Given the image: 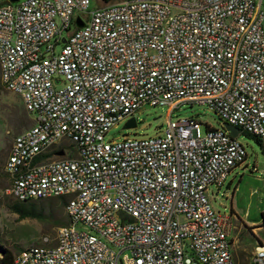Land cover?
Here are the masks:
<instances>
[{
	"label": "built area",
	"instance_id": "built-area-1",
	"mask_svg": "<svg viewBox=\"0 0 264 264\" xmlns=\"http://www.w3.org/2000/svg\"><path fill=\"white\" fill-rule=\"evenodd\" d=\"M263 22L262 0H0V86L32 116L11 137L4 191L62 198L67 222L11 264H233L231 218L205 193L243 163L238 142L189 118L103 135L142 107L196 103L264 147Z\"/></svg>",
	"mask_w": 264,
	"mask_h": 264
},
{
	"label": "rangeland",
	"instance_id": "rangeland-1",
	"mask_svg": "<svg viewBox=\"0 0 264 264\" xmlns=\"http://www.w3.org/2000/svg\"><path fill=\"white\" fill-rule=\"evenodd\" d=\"M90 5L98 7V0H89ZM264 11V0H262ZM73 27H70L72 30ZM264 30V22H263ZM166 117L169 120L189 118L197 121L200 133L203 125L213 129H219L221 122L209 112L204 105L196 103L179 104L174 109L142 107L132 115L135 127L131 131L120 130L121 124L109 128L103 135L104 141L118 140L121 135L133 138L150 137L159 132L165 124ZM31 115L23 113L17 97L0 89V247L15 254L16 251L29 246L38 245L43 238L51 243L54 228L50 225L41 226L29 220H17L5 208L6 201L12 199L5 194L6 180L2 173V165L7 155L11 137L31 125ZM245 153V159L240 167L234 168L224 179L221 186L216 190L209 187L211 192L208 197L210 208L217 212L227 213L230 209L233 216L247 225L259 224L264 220V147L252 137L240 132L234 137ZM64 155H69L71 149L66 143H60ZM52 210L57 211V202L45 200ZM243 224L242 233L238 237L239 245L248 246L257 238H262L260 233H251L250 229ZM239 222H235L238 227ZM264 234V223L261 225Z\"/></svg>",
	"mask_w": 264,
	"mask_h": 264
},
{
	"label": "trees",
	"instance_id": "trees-1",
	"mask_svg": "<svg viewBox=\"0 0 264 264\" xmlns=\"http://www.w3.org/2000/svg\"><path fill=\"white\" fill-rule=\"evenodd\" d=\"M112 1H117V0H98V2L101 4H106ZM0 89L3 90L1 86H0ZM203 128H205V126H203ZM244 134L249 137H252L253 139L259 142V140L256 137L248 135L246 133ZM45 200H54L57 202V211L55 212V215H54V211L52 210L51 206L48 205V203L44 202ZM45 200L22 201V202H17V201L12 200V201H6L4 206L6 210L9 213L13 214L15 218L19 221L29 220L41 226H45V225L52 226L54 228L53 233H52V237H53L55 229L67 223L63 215V211H62L64 201L62 198H59V197L45 199ZM52 237L50 239H52ZM47 245H51V243H48ZM13 255L14 254H12L10 251L0 247V264H11Z\"/></svg>",
	"mask_w": 264,
	"mask_h": 264
},
{
	"label": "crops",
	"instance_id": "crops-1",
	"mask_svg": "<svg viewBox=\"0 0 264 264\" xmlns=\"http://www.w3.org/2000/svg\"><path fill=\"white\" fill-rule=\"evenodd\" d=\"M240 166H236V167H240ZM215 189L217 190L218 188H215ZM205 194H206V200L208 202V197H211L212 194L208 190H206ZM227 214L231 218V230L227 236V240H228V244H229V254H230L231 261L233 264H249L250 255H251L253 249L260 244H264V234L262 231L263 228L261 227V225L264 223V220H262L261 225L252 224V225L246 226L244 223H242L241 221H239L238 219H236L233 216L230 209L227 211ZM235 222H239V225H236L238 227H235ZM243 224L247 228L250 229L251 233H260L261 232L262 238H260V239L257 238V240H255L253 242V244H250L248 246H245L244 244L239 245L238 237L242 233Z\"/></svg>",
	"mask_w": 264,
	"mask_h": 264
},
{
	"label": "water",
	"instance_id": "water-1",
	"mask_svg": "<svg viewBox=\"0 0 264 264\" xmlns=\"http://www.w3.org/2000/svg\"><path fill=\"white\" fill-rule=\"evenodd\" d=\"M9 2H13L14 0H8ZM72 26L74 28H80L81 27V23L78 19H74L73 22H72ZM135 127V124H134V120L133 118H128L127 120H125L124 122L121 123V126H120V130H124V131H128V130H132L134 129ZM220 128L227 134V136L231 139H234V137L236 135H238L239 133V129L238 128H235L233 126H230V125H227V124H224L222 123L220 125ZM52 156L54 158H59L62 156V151L61 150H58L56 152H54L52 154Z\"/></svg>",
	"mask_w": 264,
	"mask_h": 264
}]
</instances>
